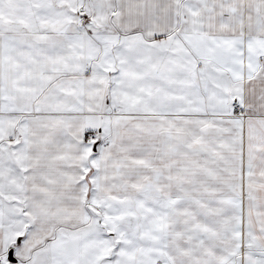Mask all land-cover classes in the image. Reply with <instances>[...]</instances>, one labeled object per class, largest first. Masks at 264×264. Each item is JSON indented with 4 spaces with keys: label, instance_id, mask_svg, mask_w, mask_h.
Segmentation results:
<instances>
[{
    "label": "snow or ice",
    "instance_id": "6c2138e0",
    "mask_svg": "<svg viewBox=\"0 0 264 264\" xmlns=\"http://www.w3.org/2000/svg\"><path fill=\"white\" fill-rule=\"evenodd\" d=\"M0 264H264V0H0Z\"/></svg>",
    "mask_w": 264,
    "mask_h": 264
}]
</instances>
